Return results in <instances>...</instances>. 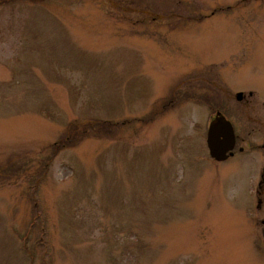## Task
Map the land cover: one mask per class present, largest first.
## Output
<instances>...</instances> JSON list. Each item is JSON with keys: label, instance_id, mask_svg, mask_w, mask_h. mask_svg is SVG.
I'll return each mask as SVG.
<instances>
[{"label": "rangeland", "instance_id": "374dc122", "mask_svg": "<svg viewBox=\"0 0 264 264\" xmlns=\"http://www.w3.org/2000/svg\"><path fill=\"white\" fill-rule=\"evenodd\" d=\"M263 100L264 0H0V264H264Z\"/></svg>", "mask_w": 264, "mask_h": 264}, {"label": "flooded vegetation", "instance_id": "af4514ba", "mask_svg": "<svg viewBox=\"0 0 264 264\" xmlns=\"http://www.w3.org/2000/svg\"><path fill=\"white\" fill-rule=\"evenodd\" d=\"M239 93H241L240 99L238 98ZM253 94H254L253 91H249L248 97H247L245 95L244 90L242 89L237 90L235 93L236 99L240 102H244V101L247 102L249 98L252 99ZM250 103H252L251 106L253 107L254 103L256 102L249 101L248 104ZM262 104H264V100ZM217 105L219 106L218 109H220L221 108L220 105L224 106V103H221V102L213 103L212 102L210 106H217ZM211 108L213 109V107ZM255 108L257 109L258 107L255 106L254 109ZM217 118H225L231 122L234 132H235V146L233 149V154H229V156L226 159L222 161H217L214 158L212 159H214L215 161L219 163H224L229 160L235 159L234 161H241L244 163V165L250 164V165L256 166L259 169V171L257 172L259 177L258 178L255 177L256 180H254L252 183L245 182V184L250 186L249 189H250L251 195L254 198V203H249L248 201L245 202L244 206L241 209L240 216L245 217V215L247 214L246 217L249 218L251 222L255 223L254 225L251 226L249 230V235L251 236V238L254 237V239L251 240V247L253 250L257 252H264V165L262 164L264 162L263 160L262 161L259 160L256 162V161L250 160V158H244V157L241 158L240 155H238V154L246 153L248 151V148L249 149L254 148V149H258L262 151V155L264 157V141H262L261 143H253L254 140L253 138H250V137H252V132L255 130V128L252 127L251 129L247 130L246 133H245L246 130L245 131L242 130L244 132L241 133L240 129L238 128L237 122H234V120L230 116H226L220 110H216L213 117H211L210 122L208 124V131H209L211 123ZM208 131H207V135H208ZM245 145L247 148L245 147ZM260 167L262 168V170L260 169ZM253 170L255 171L256 168H254ZM249 174H251V172Z\"/></svg>", "mask_w": 264, "mask_h": 264}, {"label": "water", "instance_id": "95a60500", "mask_svg": "<svg viewBox=\"0 0 264 264\" xmlns=\"http://www.w3.org/2000/svg\"><path fill=\"white\" fill-rule=\"evenodd\" d=\"M238 98H241V93L238 94ZM207 144L211 157L216 160L222 161L229 154H233L235 132L231 122L225 118L214 120L208 131Z\"/></svg>", "mask_w": 264, "mask_h": 264}]
</instances>
